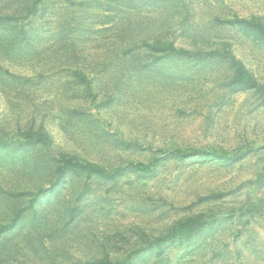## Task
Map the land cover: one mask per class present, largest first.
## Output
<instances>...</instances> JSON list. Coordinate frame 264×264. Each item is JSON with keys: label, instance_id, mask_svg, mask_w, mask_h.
<instances>
[{"label": "rangeland", "instance_id": "rangeland-1", "mask_svg": "<svg viewBox=\"0 0 264 264\" xmlns=\"http://www.w3.org/2000/svg\"><path fill=\"white\" fill-rule=\"evenodd\" d=\"M0 264H264V0H0Z\"/></svg>", "mask_w": 264, "mask_h": 264}, {"label": "trees", "instance_id": "trees-1", "mask_svg": "<svg viewBox=\"0 0 264 264\" xmlns=\"http://www.w3.org/2000/svg\"><path fill=\"white\" fill-rule=\"evenodd\" d=\"M238 24L240 25H244V26H248L250 25L249 24V21H246L245 19H239L238 21ZM236 79L238 80V82L240 84H243V85H246V86H253L254 84V78L252 76V74L244 67H239L237 69V72H236ZM73 161H66L65 163V166L66 167H69V164H71ZM75 166H78L80 169H83V168H90V169H99V170H102L100 167H98L97 165L93 164V163H77L76 162V165ZM90 166V167H89Z\"/></svg>", "mask_w": 264, "mask_h": 264}]
</instances>
